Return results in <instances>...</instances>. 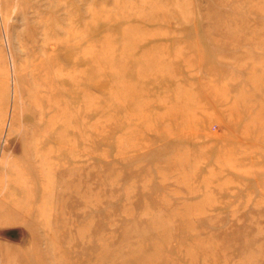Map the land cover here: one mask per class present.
<instances>
[{
  "label": "rangeland",
  "instance_id": "1",
  "mask_svg": "<svg viewBox=\"0 0 264 264\" xmlns=\"http://www.w3.org/2000/svg\"><path fill=\"white\" fill-rule=\"evenodd\" d=\"M0 264H264V0H0Z\"/></svg>",
  "mask_w": 264,
  "mask_h": 264
},
{
  "label": "bare ground",
  "instance_id": "2",
  "mask_svg": "<svg viewBox=\"0 0 264 264\" xmlns=\"http://www.w3.org/2000/svg\"><path fill=\"white\" fill-rule=\"evenodd\" d=\"M38 94H39V93H38ZM33 97H34V96H33ZM33 97H32V99H33V101H34V99H36V98H35V97L33 98ZM30 100H31V99H30ZM29 102H30V101H29ZM40 106H41V105H40ZM37 108H38V107H37ZM39 112H40V110H39ZM40 120H41V119H40ZM47 121H48V120H47ZM59 129H60V128H59ZM59 129H58V130H59ZM62 130H63V129L61 128V131H62ZM31 134H32V133H31ZM56 135H57V134H56ZM39 136H40V135H39ZM41 136H42V135H41ZM35 137H36V136H35ZM37 137H38V136H37ZM37 137H36V138H37ZM43 138H44V137H43ZM54 138H55V137H54ZM40 139H41V138H40ZM44 141H45V140H44ZM41 142H42V140H41ZM39 143H40V141H39ZM55 143H56V141H55ZM34 144H35V142H34ZM58 145H59V144H58ZM28 146H29V145H28ZM35 146H36V145H35ZM40 146H41V144H40ZM46 147H47V146H46ZM46 147H45V149H46ZM59 147H60V146H59ZM47 149H48V148H47ZM57 150H58V149H57ZM38 151H39V150H38ZM41 151H42V150H41ZM32 152H33V151H32ZM32 152H31V153H32ZM39 152H40V151H39ZM44 154H45V151H44ZM46 154H47V153H46ZM30 156H31V155H30ZM44 156H45V155H44ZM46 156H47V155H46ZM33 158H34V157H33ZM43 158H45V157H43ZM47 158H48V156H47ZM34 159H35V158H34ZM59 160H60V159H59ZM40 161H42V159H40ZM40 161H39V162H40ZM43 162H44V161H43ZM25 163H26V162H25ZM35 163H36V162H35ZM46 163H47V162H46ZM48 163H49V162H48ZM48 163H47V164H48ZM38 164H39V163H38ZM40 164H41V162H40ZM56 164H57V162H56ZM39 166H40V165H39ZM39 166H38V167H39ZM16 167H17V166H16ZM21 168H22V167H21ZM44 168H45V167H44ZM45 169H46V168H45ZM21 170H22V169H21ZM30 170H31V169H30ZM24 171H25V170H24ZM46 171H47V170H46ZM40 173H41V172H40ZM18 175H19V174H18ZM11 177H12V176H11ZM45 177H46V176H45ZM42 178H43V175H42ZM20 179H21V178H20ZM22 179H23V178H22ZM44 179H45V178H44ZM29 180H30V179H29ZM45 180H46V179H45ZM11 181H12V180H11ZM21 181H23V180H21ZM25 181H26V180H25ZM34 182H35V181H34ZM16 183H17V182H16ZM28 183H29V182H28ZM40 183H41V182H40ZM43 183H46V182H43ZM19 184H21V183H19ZM22 184H24V183H22ZM17 185H18V184H17ZM30 185H31V184H30ZM30 185H29V186H30ZM18 186H19V185H18ZM21 186H24V185H21ZM29 186H28V187H29ZM45 186H46V185H45ZM24 188H25V187H24ZM47 188H48V187H47ZM44 190H45V189H44ZM28 191H29V190H28ZM45 191H46V190H45ZM25 193H27V192L25 191ZM23 195H24V194H23ZM28 195H29V194H28ZM20 197H21V196H20ZM24 197H25V196H24ZM32 197H33V196H32ZM13 198H14V196H13ZM24 200H25V199H24ZM24 200H23V202H25ZM33 200H35V199H33ZM30 201H31V200H30ZM32 202H33V201H32ZM32 202H31V204H32ZM14 203H15V201H14ZM26 203H27V201H26ZM23 205H24V204H23ZM44 205H45V203H43L42 208L44 207ZM17 206H18V205H17ZM17 206H16V207H17ZM20 206H21V204H20ZM33 206H34V205H33ZM37 207H38V206H37ZM46 208H47V207H46ZM17 209H18V208H17ZM40 209H41V208H40ZM37 211H39V210H37ZM37 211H36V212H37ZM40 212H41V210H40ZM25 213H26V212H25ZM42 214H44V213H42ZM36 217H37V216H36ZM42 218H43V216H42ZM45 219H47V218H45ZM45 224H46V223H45ZM44 227H45V226H44ZM48 228H49V227H48Z\"/></svg>",
  "mask_w": 264,
  "mask_h": 264
}]
</instances>
